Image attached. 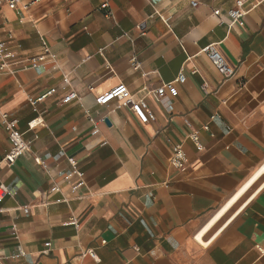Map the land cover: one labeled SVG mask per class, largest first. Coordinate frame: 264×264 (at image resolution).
Here are the masks:
<instances>
[{
	"label": "crops",
	"instance_id": "obj_1",
	"mask_svg": "<svg viewBox=\"0 0 264 264\" xmlns=\"http://www.w3.org/2000/svg\"><path fill=\"white\" fill-rule=\"evenodd\" d=\"M32 1L0 4L15 54L0 101L32 148L1 164L0 264H264V3L243 0V24L230 15L237 0ZM181 71L179 94L148 93ZM122 82L155 120L97 102ZM179 142L185 168L170 161ZM11 145L0 115V153ZM90 247L97 257L83 256Z\"/></svg>",
	"mask_w": 264,
	"mask_h": 264
},
{
	"label": "built area",
	"instance_id": "obj_2",
	"mask_svg": "<svg viewBox=\"0 0 264 264\" xmlns=\"http://www.w3.org/2000/svg\"><path fill=\"white\" fill-rule=\"evenodd\" d=\"M21 0H0V4L5 2L9 5V7H17ZM33 1H40V0H33ZM32 1V2H33ZM259 3H264V0H256L254 5ZM193 5H197L195 0H192ZM237 6L230 10V15L232 20L240 21L244 24L243 16L247 12V10L243 7V0L236 1ZM27 6V5H25ZM103 8L108 7V3L102 4ZM219 12L217 9L216 13ZM111 13V11H109ZM142 34H145V31H142ZM203 51L210 57L211 61L213 62L214 66L218 71L224 74L226 78H230L235 75V69L229 64L225 56L215 47L214 44H209L203 48ZM15 54L11 51L8 46L6 45L5 41L0 37V74L3 72L11 71V66L13 64V58ZM132 59H136L134 55ZM46 60V53H38L32 54L27 59L23 60L26 66H39L42 65ZM186 79V74L181 71L177 78L174 80H169L168 82L163 83L159 87L155 89L148 90V93H155L157 97H163L168 93L173 95L179 94L177 82H184ZM56 90V87H51L48 91L44 94L36 98H31V102L36 104L38 101L43 100L45 97L48 96L49 93H52ZM77 92L71 91L65 94L63 98V102H69L75 98H77ZM122 99L125 104L130 106V109L135 111L141 121L143 122H150L156 119V113L154 110L150 109L148 102L146 100V96H142L139 99L135 100L133 97V93L131 92L130 88L126 83H119L116 87L112 88L111 90L101 94L97 97V102L100 103H108L115 99ZM0 115L3 119L4 125L6 130L9 132V137L12 142L11 149L5 153H0V168L3 161H8L13 163L16 158L20 157L23 154H26L31 151L30 143L31 141L25 137V133L18 128V118L12 117L10 114L2 110V104L0 101ZM37 124L35 120H32L29 123V127L32 128ZM206 129H209V125L205 124L204 126ZM189 137L193 140V142L197 145L198 149L201 150L204 147V144L201 142L200 133L198 129L191 130L188 133ZM64 153V151H63ZM72 163L75 164V160L70 157L69 158ZM188 154L185 151L183 143L179 142L174 145L173 151L170 157V161L179 168H185L188 163ZM35 160L38 163H42L43 160L41 156H36ZM54 188H58L55 186ZM11 194V190L9 186L0 180V200H3L7 195ZM29 207L24 206L25 212H29ZM106 240L103 241V243ZM46 248L44 249L45 252L49 251L51 242L46 243ZM91 254L93 257H97V252L95 248H87V250L83 253V256L87 254Z\"/></svg>",
	"mask_w": 264,
	"mask_h": 264
},
{
	"label": "bare ground",
	"instance_id": "obj_3",
	"mask_svg": "<svg viewBox=\"0 0 264 264\" xmlns=\"http://www.w3.org/2000/svg\"><path fill=\"white\" fill-rule=\"evenodd\" d=\"M264 171V167L260 170V172Z\"/></svg>",
	"mask_w": 264,
	"mask_h": 264
}]
</instances>
